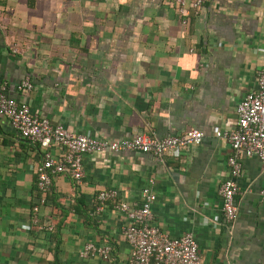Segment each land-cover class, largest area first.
<instances>
[{
    "label": "crops",
    "instance_id": "crops-1",
    "mask_svg": "<svg viewBox=\"0 0 264 264\" xmlns=\"http://www.w3.org/2000/svg\"><path fill=\"white\" fill-rule=\"evenodd\" d=\"M263 67L264 0H208L185 19L171 0H0V86L31 113L96 139L204 133L163 160L84 154L82 184L53 175L41 205L43 150L0 117V264H129L126 216L110 203L97 211L96 195L115 189L138 206L150 180L153 224L192 233L202 264H264L263 164L242 159L238 212L226 224L218 191L232 148L215 135L236 127ZM25 78L32 88L21 91ZM87 242L108 257H81Z\"/></svg>",
    "mask_w": 264,
    "mask_h": 264
},
{
    "label": "built area",
    "instance_id": "built-area-1",
    "mask_svg": "<svg viewBox=\"0 0 264 264\" xmlns=\"http://www.w3.org/2000/svg\"><path fill=\"white\" fill-rule=\"evenodd\" d=\"M171 1L177 5L179 15L185 19L190 9L197 11L208 0ZM30 83L29 78H25L19 83L18 89L28 91L32 88ZM256 86L237 105L236 127L215 133L218 138L225 139L232 148V153L227 156L226 161L229 174L218 191L222 200L224 221L228 225H232L238 212L236 197L240 193L238 180L243 173L242 159L255 156L264 167V67L258 72ZM0 117L7 118L21 137L43 150L42 160L35 167L41 205L46 203L53 175L66 174L77 184H82L84 154L139 151L163 160L171 151L199 144L204 137V133L199 129H191L182 135H168L162 138L142 133L116 141L96 139L87 134L73 133L62 125L52 124L48 119L31 113L26 103L10 98L4 86H0ZM55 145L61 147V154L52 153L51 148ZM152 184L153 180H150L149 184L141 188V203L138 206H131L120 199L119 192L115 189L100 190L96 195L97 211H102L110 203L126 216L127 224L122 226V235L131 247L129 264H202L198 244L192 233L184 232L173 237L153 224L152 204L156 200V194ZM38 212L39 206L35 204L32 207L33 222L37 221ZM96 254L107 258L109 248L87 242L81 251L83 258Z\"/></svg>",
    "mask_w": 264,
    "mask_h": 264
},
{
    "label": "trees",
    "instance_id": "trees-1",
    "mask_svg": "<svg viewBox=\"0 0 264 264\" xmlns=\"http://www.w3.org/2000/svg\"><path fill=\"white\" fill-rule=\"evenodd\" d=\"M50 198H51V197L48 196V197H47L48 200H46V201H50Z\"/></svg>",
    "mask_w": 264,
    "mask_h": 264
}]
</instances>
